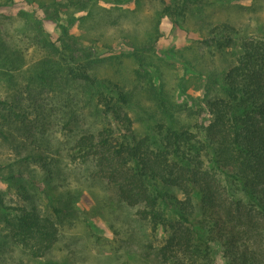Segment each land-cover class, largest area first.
Returning <instances> with one entry per match:
<instances>
[{"label":"trees","instance_id":"16d2710c","mask_svg":"<svg viewBox=\"0 0 264 264\" xmlns=\"http://www.w3.org/2000/svg\"><path fill=\"white\" fill-rule=\"evenodd\" d=\"M67 1L120 30L98 0ZM154 1L159 19L179 24L193 0ZM209 35L225 47L243 41L184 114L147 71L117 80L103 72L116 56L59 47L30 11L0 16V82L15 92L0 98V264L47 259L74 211L68 175L77 174L136 209L150 230L145 256L160 264H216L214 247L225 264H264V33L245 38L222 24ZM148 55L129 53L144 65Z\"/></svg>","mask_w":264,"mask_h":264},{"label":"rangeland","instance_id":"374dc122","mask_svg":"<svg viewBox=\"0 0 264 264\" xmlns=\"http://www.w3.org/2000/svg\"><path fill=\"white\" fill-rule=\"evenodd\" d=\"M26 1L0 0V16L30 11L34 21H39L45 34L59 47L72 48L77 44L81 48L91 47L102 57L116 56L121 63L103 72L117 80L130 83L137 79L133 76L135 69L140 73L147 71L143 77L165 85L184 114L198 103L210 73L221 75L243 41H236L231 47L220 46L210 40L211 25L236 26L245 38H260L264 33V0H193L185 21L179 24L168 17L159 19V7L154 0H140V7L136 0H98L95 10L109 9L113 17L122 20L120 30L95 23L88 9L75 2ZM64 31L70 34L71 45L69 40L63 42ZM129 35H134V40L126 37ZM133 43L150 54L148 64L129 57L136 49ZM13 93L0 82V98ZM145 104L149 107L148 102ZM197 118L195 124L206 125V116L199 114ZM136 125L144 126V120H138ZM68 178L75 199L74 211L65 218L60 240L47 259L28 264H160L154 254L145 256L150 230L137 220L136 209L120 204L105 182L78 174ZM214 258L216 264H225L218 247H214Z\"/></svg>","mask_w":264,"mask_h":264}]
</instances>
